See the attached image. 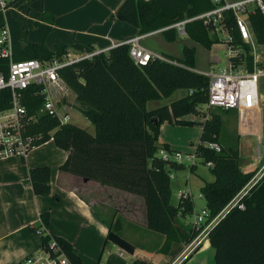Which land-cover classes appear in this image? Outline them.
Wrapping results in <instances>:
<instances>
[{
	"label": "trees",
	"instance_id": "16d2710c",
	"mask_svg": "<svg viewBox=\"0 0 264 264\" xmlns=\"http://www.w3.org/2000/svg\"><path fill=\"white\" fill-rule=\"evenodd\" d=\"M33 0H8L5 8L26 7ZM212 7L211 0H124L115 16L138 28L139 34L149 33L166 27L185 17L193 16ZM50 21L52 16L44 14ZM250 26L259 43L264 44V14L255 11L249 14ZM5 26L3 9H0V28ZM229 31L233 40L239 38L232 22ZM187 35L195 42L210 48L219 41L209 33L200 21L187 23ZM167 41L176 39V31H161ZM79 51H92L90 45L74 43ZM129 44L120 43L90 59L73 62L58 70L60 79L75 94L77 109L94 126V133L70 123H61L56 115L38 113L44 101L42 85L30 84L22 91L21 101L29 115L36 120L29 126L33 133H40L36 141L40 144L51 137L68 155L59 166L62 171L94 180L102 185L141 196L146 208L145 229L164 236L163 243L155 252L175 258L183 249V243L191 242L199 229L183 226L176 222L192 213L194 204L190 196L179 198L177 205L170 202V172L184 169V164H167L158 155L157 143L163 122L191 124L182 117L200 112L208 102L209 78L195 71V47L184 45L182 55L176 57L163 54L144 64H135L129 54ZM247 51V47H245ZM65 45L49 50L43 42H27L22 52L12 55L14 61L29 58L48 60L67 53ZM250 68L251 56L245 54ZM9 59L0 58V72L8 74ZM186 93L169 104L147 108V102L161 100L175 90ZM189 90H192L189 93ZM11 103L9 88L0 89V111ZM202 131L195 152L203 163L212 162L209 167L214 175L212 181H205L200 193L205 201L207 220L211 221L231 201L252 175L241 170V158L236 145H224L219 136L223 124L220 108L208 107ZM235 111V110H234ZM237 114V112L235 111ZM238 116V114H237ZM52 132V133H50ZM216 142L219 150L204 146ZM196 164L190 165L194 171ZM29 182L35 194L50 190V169L37 166L29 170ZM56 197V196H54ZM243 207H229L224 216L210 226L207 239L214 249L215 264H264V179L239 200ZM2 212L0 208V220ZM49 213L41 214V223L48 225ZM108 233L119 236L121 223L118 219L108 222ZM35 229V228H33ZM53 237L63 248L69 264H83L78 251L64 238L46 234L42 246ZM109 243L106 238L102 251ZM196 247L191 253L198 251ZM180 264H185L192 254ZM130 264H147L145 260L134 259Z\"/></svg>",
	"mask_w": 264,
	"mask_h": 264
},
{
	"label": "crops",
	"instance_id": "0c3cea01",
	"mask_svg": "<svg viewBox=\"0 0 264 264\" xmlns=\"http://www.w3.org/2000/svg\"><path fill=\"white\" fill-rule=\"evenodd\" d=\"M123 1L33 0L22 9L15 6L7 7L9 11L5 8L3 13L6 14L4 20L9 36L8 48L12 55H16L23 51L27 42H43L51 51L57 46L65 45L67 53L78 55L85 50H75L72 47L75 42L90 45L93 50H109L128 38L161 32L152 31L139 34L136 26L118 19L115 13ZM44 14L52 16L53 19L51 21L46 19ZM156 53L158 54V52ZM163 54L175 56L169 51L159 53L161 56ZM212 62H217V60ZM193 69L200 73L205 72L201 69ZM185 93L186 90L179 97ZM48 94L56 102L58 111H63L62 115L66 114L67 122H70V110H78L74 92L61 81L59 86H50ZM234 110L238 114L240 124L242 122L244 124L250 119L253 123L259 121L260 108L251 112ZM73 124L94 133V126L91 130L89 125L83 126L76 122ZM157 143L159 145L166 144L168 148L176 150L170 141L161 137H158ZM67 155L68 151L56 146L51 137L37 144L24 158L0 159V208L2 212L0 264H16L26 255L39 250L42 246V236L36 233L33 228L41 227L44 228L45 234L66 239L78 251L83 264H94L99 252L98 260L101 258L104 251H102L101 244L103 246L107 238L109 222L103 212L109 207V202L106 200H110L106 195V189L111 187L117 195L125 196L130 203H133V199L138 195L60 170L59 166ZM260 159L258 163L264 160V152ZM37 166H48L50 169V190L48 193L35 194L33 192L29 182V170ZM255 166L256 164H254ZM251 167L253 168L252 165H247L243 170H250ZM143 204L145 208V203ZM45 211L49 213V221L48 225L43 226L41 214ZM130 213L136 217L133 211ZM124 221H128L131 225L134 232L133 237H139L142 234V237L149 241L156 242L158 240L156 242L158 247L163 243L164 236L151 235L144 228L146 216L144 223L141 224L136 218ZM128 242L130 243V241ZM131 244L135 247L133 243ZM156 244L147 248L156 247ZM110 245V253L119 250L121 260L118 264H126L127 260L121 258L124 250L111 242ZM199 246L201 248L191 253L192 257L185 264L195 255L205 251H212L214 255V249L211 247L207 235ZM136 250L135 247L132 254H135ZM182 252L173 259L167 254L155 252L154 255L159 256L152 259H154V264H180L184 258Z\"/></svg>",
	"mask_w": 264,
	"mask_h": 264
},
{
	"label": "built area",
	"instance_id": "2783aa9c",
	"mask_svg": "<svg viewBox=\"0 0 264 264\" xmlns=\"http://www.w3.org/2000/svg\"><path fill=\"white\" fill-rule=\"evenodd\" d=\"M6 3L7 0H0V8L4 10ZM211 4L212 7L206 11L187 16L155 31L174 29L177 34L187 35L186 24L200 21L219 42H222L220 37L226 36L224 41L227 57L226 66L215 69V62H212L210 69L203 72L209 78L206 105L223 110L256 111L260 108V80L264 78V44L257 41L250 26L249 14L255 11L264 14V0H211ZM229 22H232V26L236 30L239 43L233 40L229 31ZM145 36L146 34L134 36L123 42L130 45L129 54L137 65L144 64L154 57L163 58L140 43V40ZM8 37V30L3 26L0 28V58L9 59V68L6 75L0 72V89H10L11 103L9 107L0 111V159L24 158L37 145L36 141L40 138V133H33L29 130V126L36 120V116L27 113V109L21 101L22 91L30 84L42 85L41 93L44 94V101L38 113L56 115L61 123H66L68 116L59 114L56 102L48 94L50 86H59L62 81L58 75V70L73 62L90 59L94 55L108 51L92 50L84 51L78 55L65 53L61 57L48 60L29 58L14 61L7 45ZM245 47H247V51ZM246 53L251 56L250 68L246 63ZM191 92L192 90H189V93ZM204 146L216 151L219 150V145L216 142H206ZM158 155L167 164H183L186 161L192 165L197 164L198 159H200L195 150L181 152L165 147L159 148ZM205 165L211 167L212 162L207 161ZM243 172H251L252 175L224 209L209 222H206L208 216L206 210L203 209L202 211L205 220H203L202 215L194 213L192 227L199 229L205 225L204 229H209L213 223L224 216L229 207L236 205L243 207L239 201L240 198L247 195L252 187L257 186L264 179V160L250 170H243ZM169 174L172 177V173ZM190 196L189 190H182L178 194V197L183 200ZM35 232L42 237L46 235L43 227L35 228ZM16 264H69V260L61 245L51 237L39 250L26 255Z\"/></svg>",
	"mask_w": 264,
	"mask_h": 264
},
{
	"label": "rangeland",
	"instance_id": "374dc122",
	"mask_svg": "<svg viewBox=\"0 0 264 264\" xmlns=\"http://www.w3.org/2000/svg\"><path fill=\"white\" fill-rule=\"evenodd\" d=\"M225 40L226 36H222L220 37V41L222 42L214 43L210 48H206L202 44L195 42L188 35H181L178 33L174 41H167L161 32H156L143 37L141 44L148 49H153L150 50L153 52L156 51L158 54L162 53V51H169L177 57L182 55V48L184 45L195 47L194 68L208 71L213 60H217V62L214 63L215 69L226 66L227 57L224 43ZM259 86L261 111L259 121L253 123L251 121L252 119H250L244 124L243 122L240 124L239 118L234 109H230L228 112H222L223 124L221 127L219 140L226 146L236 145L238 147L242 171L247 165H252L254 167V164H259L258 162L261 160L260 156L264 152V78L260 80ZM183 93L184 89H177L168 97H163L161 100L149 101L147 108L152 109L158 105H163L165 103L168 104ZM200 108V112L191 113L182 118L184 120L192 121L193 123L191 124H176L169 123L167 121L163 122L160 126L158 137H161L166 141H170L176 150L181 152L194 151L197 144L199 143L200 134L202 131V125L200 122L204 121L203 115L207 114L208 112L207 105H202ZM58 112L60 115L63 114V111L61 110ZM70 122H76L83 126L89 125L90 129H93V125L90 123V121L81 112L75 109L70 110ZM183 164L185 165L184 169L171 170L172 177L170 179V202L173 205H177L179 200V192L182 190L190 191L194 204L193 212L187 214L184 218L177 217L176 219L177 223L190 227L194 213L197 215H202L203 220H205V215L202 213V211L203 209H207L205 206V201L200 193V187L205 181H212L214 179V175L210 168L207 167L205 163L201 161V159H198L194 171L190 170V164L188 162L184 161ZM106 195L110 199L109 201L108 199L106 200L109 202L108 209L103 210L107 216V220L109 219V222L114 223V221L118 219L122 225V229L120 231L121 237L126 241L133 243L137 249L135 254H129L128 252L124 251L121 258L123 257L125 260H127L126 264H130L136 258L145 260L147 264H154V259L152 258L159 255H154L155 251H152L151 249L155 250L158 248L159 245L156 244L158 240L156 242L149 241L144 239L142 234H140L139 237H133L134 232L131 228V225L128 223V221H124L125 219L132 220L133 218H136L139 224L144 223V218L146 215L143 198L141 196H137L133 199V203H130V201L127 200L125 196L117 195L116 191L111 189V187L106 189ZM130 211H133L136 217H133ZM204 227L205 225L201 226L199 233L194 238V240L189 243H183V249L181 251H183L182 254L184 258L204 241L206 232L208 231V228L204 229ZM149 232L151 235L153 234L156 236H162L161 234L154 233L152 231ZM152 244H156V247L153 246V248L148 249L147 247H150ZM110 246L111 245L109 242L106 245L99 260L98 255L100 252L98 253L94 264H118L120 262L121 259L119 258V250H114L110 253ZM213 256L214 255L212 251H205L195 255L187 264H215ZM129 258H131V260H128Z\"/></svg>",
	"mask_w": 264,
	"mask_h": 264
},
{
	"label": "water",
	"instance_id": "95a60500",
	"mask_svg": "<svg viewBox=\"0 0 264 264\" xmlns=\"http://www.w3.org/2000/svg\"><path fill=\"white\" fill-rule=\"evenodd\" d=\"M107 239L109 242L113 243L114 245L118 246L120 249L132 254L135 250V247L126 241L124 238L119 236L115 232H109L107 234Z\"/></svg>",
	"mask_w": 264,
	"mask_h": 264
}]
</instances>
